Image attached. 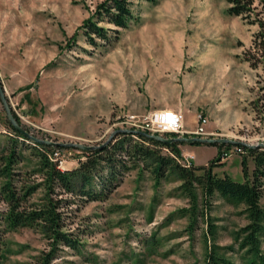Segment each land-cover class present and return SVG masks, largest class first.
<instances>
[{"label":"rangeland","instance_id":"obj_1","mask_svg":"<svg viewBox=\"0 0 264 264\" xmlns=\"http://www.w3.org/2000/svg\"><path fill=\"white\" fill-rule=\"evenodd\" d=\"M102 1L0 0V78L28 134L22 139L9 129L0 101V159L15 151L11 177L0 175V194L9 180L21 193L33 188L19 211L45 200L46 170L35 143L58 147L48 158L70 171L86 159L79 146L97 148L119 133L144 132L139 125L157 111L181 114L183 132L150 135L264 148V62L253 69L244 61L257 25L229 16L228 0L141 2L117 40L94 49L80 29ZM198 116L207 119L206 135L192 133ZM179 150L181 162L190 155L196 166L217 155L209 144L182 142ZM243 156L221 157L213 173L242 182ZM116 183L96 200L51 195L66 200L58 208L61 231L75 248L48 239L37 225L8 226L9 207L0 196V264H207L209 253L248 264L244 205L218 194L205 199L200 189L194 203L175 175L157 180L152 165L135 164ZM261 226L257 249L264 258V221Z\"/></svg>","mask_w":264,"mask_h":264},{"label":"trees","instance_id":"obj_2","mask_svg":"<svg viewBox=\"0 0 264 264\" xmlns=\"http://www.w3.org/2000/svg\"><path fill=\"white\" fill-rule=\"evenodd\" d=\"M154 3L155 0H103L95 10L93 16L84 21L80 30L86 44L96 49L99 46L112 45L119 36V31L127 29L129 23L134 19L133 7L135 3ZM229 7L227 14L232 17H242L249 25H257L259 30L254 34L252 49L244 53V61L253 69L264 62V0H228ZM104 23L109 28L100 26ZM79 34V33H77ZM253 51V52H251ZM15 116V115H14ZM16 120L19 119L15 116ZM8 123V122H7ZM9 129L19 138L26 137L19 134L11 125ZM174 136V134H171ZM135 139H132V137ZM179 142L162 143L150 137L149 133H119L113 142L93 148L82 150L85 161H80L76 169L61 171L57 164L50 162L48 153L58 147L47 143H35V148L41 154V165L46 170V195L44 203L38 209L19 211L28 196L34 192L29 188L23 193L14 188L9 180L2 188L0 194L2 201L9 207L6 215L7 225L11 228L20 226H34L41 228L48 239L75 248V241L61 231L62 216L58 211L60 204L66 200H55L52 194L58 191L60 194L78 195L91 200L110 192L120 180L124 173H127L135 164L152 165L157 180L165 174L175 175L180 182L184 193L190 201H197L196 190L200 189L205 199H210L218 194L224 199L245 206L250 224L244 229L246 237L245 247H249L251 253L248 264H264L257 249L258 235L262 232L264 211L260 207V200L264 193V148L249 147L245 145H234L231 143H214L217 149L216 158L206 166H193L186 168L181 164L182 155L179 150ZM193 145H201L199 142ZM232 147H238L242 151L241 171L242 182H235L229 176L219 177L213 173L214 167L221 164V157L225 151ZM165 150L167 153H163ZM225 150V151H224ZM248 160L253 163L251 174L248 173ZM15 163V151L0 159V175L10 178L12 172L10 166ZM106 174V177L103 176ZM101 179L100 184L95 180ZM99 186L96 193L91 191L94 185ZM48 257V256H47ZM50 255L45 261H48ZM207 264H227L213 253L208 254Z\"/></svg>","mask_w":264,"mask_h":264},{"label":"built area","instance_id":"obj_3","mask_svg":"<svg viewBox=\"0 0 264 264\" xmlns=\"http://www.w3.org/2000/svg\"><path fill=\"white\" fill-rule=\"evenodd\" d=\"M207 123V119L203 116L197 117V128L193 131L196 135H206L204 127ZM141 130L149 132V134H179L183 132V116L175 113L171 110L157 111L151 114L142 125H139ZM234 151H225L222 157H228L233 153H242L238 147L233 148ZM194 157L186 155L184 161L181 164L186 168L193 166Z\"/></svg>","mask_w":264,"mask_h":264},{"label":"water","instance_id":"obj_4","mask_svg":"<svg viewBox=\"0 0 264 264\" xmlns=\"http://www.w3.org/2000/svg\"><path fill=\"white\" fill-rule=\"evenodd\" d=\"M0 101L1 104L3 106V109L5 111L6 114V119L9 125H11L13 127V129H15L19 134H21L24 137H28V134L22 129V127L20 126V124L17 122V120L15 119V117L13 116L8 100L6 98L5 95V89L3 87V83L1 81L0 78ZM151 138L160 141L162 143H172V142H188L190 144H193L195 142H199L200 144H214V143H220V144H227V143H231L234 145H241V143L239 142H233V141H229V140H224V139H218V140H212V139H198V138H177V139H166L162 136H158V135H150ZM36 141V140H35ZM50 145H54L52 143H50ZM246 146V145H245ZM82 150H90L93 149L92 147H85V146H79Z\"/></svg>","mask_w":264,"mask_h":264},{"label":"crops","instance_id":"obj_5","mask_svg":"<svg viewBox=\"0 0 264 264\" xmlns=\"http://www.w3.org/2000/svg\"><path fill=\"white\" fill-rule=\"evenodd\" d=\"M196 166V165H195Z\"/></svg>","mask_w":264,"mask_h":264}]
</instances>
